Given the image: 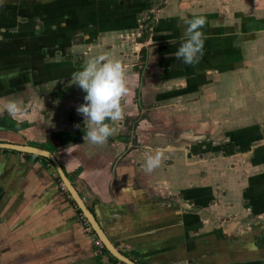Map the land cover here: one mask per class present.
I'll return each instance as SVG.
<instances>
[{
	"label": "crops",
	"instance_id": "crops-1",
	"mask_svg": "<svg viewBox=\"0 0 264 264\" xmlns=\"http://www.w3.org/2000/svg\"><path fill=\"white\" fill-rule=\"evenodd\" d=\"M206 1L0 0V109L27 106L0 110V142L52 152L136 264H264V0ZM196 16L203 55L186 65L175 53ZM101 54L124 64L130 93L94 145L72 78ZM58 178L44 157L0 149V264H119Z\"/></svg>",
	"mask_w": 264,
	"mask_h": 264
},
{
	"label": "clouds",
	"instance_id": "clouds-1",
	"mask_svg": "<svg viewBox=\"0 0 264 264\" xmlns=\"http://www.w3.org/2000/svg\"><path fill=\"white\" fill-rule=\"evenodd\" d=\"M207 21L203 16L183 20L185 25L183 43L175 53L186 65H194L203 55L205 34L202 29ZM73 83L84 91L85 103L77 106L76 111L87 121V131L83 139L94 145H103L116 129L115 122L123 119L122 101L129 95V75L124 64L106 54L90 58L82 70L72 78ZM10 116H23L27 111L24 103H18L17 98L6 99L2 109ZM79 127V125H77ZM164 159V150L155 149L146 154L143 170L151 173L159 167Z\"/></svg>",
	"mask_w": 264,
	"mask_h": 264
},
{
	"label": "water",
	"instance_id": "water-1",
	"mask_svg": "<svg viewBox=\"0 0 264 264\" xmlns=\"http://www.w3.org/2000/svg\"><path fill=\"white\" fill-rule=\"evenodd\" d=\"M0 149H9L18 152H23L26 154H32L44 157L48 159L55 167L59 179L63 183L65 189L68 191L73 201L77 205L78 209L81 211L84 218L87 220L92 231L102 243L103 247L119 262L124 264H136L132 259L124 255L116 246L110 241L104 232L103 228L99 224L98 220L94 216L93 212L88 208L83 198L80 196L76 188L73 186L72 182L69 180L68 176L64 172L63 168L59 164L58 160L52 152L44 148H39L36 146L26 145V144H12L0 142Z\"/></svg>",
	"mask_w": 264,
	"mask_h": 264
},
{
	"label": "built area",
	"instance_id": "built-area-1",
	"mask_svg": "<svg viewBox=\"0 0 264 264\" xmlns=\"http://www.w3.org/2000/svg\"><path fill=\"white\" fill-rule=\"evenodd\" d=\"M60 180V179H59ZM60 185L63 187V188H65L64 187V185H63V183L60 181ZM80 218H81V220H82V223H83V228H84V230L87 232V233H89V234H91L92 236H93V238H94V245L96 246V247H98V248H103V245H102V243L98 240V238L96 237V235L94 234V232L92 231V229H91V227H90V225L88 224V222H87V220L84 218V216L82 215V213L80 214ZM119 264H120V262H118Z\"/></svg>",
	"mask_w": 264,
	"mask_h": 264
},
{
	"label": "rangeland",
	"instance_id": "rangeland-1",
	"mask_svg": "<svg viewBox=\"0 0 264 264\" xmlns=\"http://www.w3.org/2000/svg\"><path fill=\"white\" fill-rule=\"evenodd\" d=\"M196 1H198V0H196ZM226 1H232V0H208V1H206V2H213V3H219V4H222V3H224V2H226ZM234 2V1H233ZM210 3V4H211ZM263 15V14H262ZM143 16H145L144 18V20H142V24H143V29L144 30H146V27H147V24L148 23H150V22H152V18L151 19H148L147 17H148V15L147 14H144Z\"/></svg>",
	"mask_w": 264,
	"mask_h": 264
},
{
	"label": "trees",
	"instance_id": "trees-1",
	"mask_svg": "<svg viewBox=\"0 0 264 264\" xmlns=\"http://www.w3.org/2000/svg\"><path fill=\"white\" fill-rule=\"evenodd\" d=\"M32 156H35V155H32ZM45 160L48 161V162H50V161H49L48 159H46V158H45ZM50 163H51V162H50ZM58 179H59V178H58ZM78 211L80 212L79 209H78ZM102 249H103L105 252H107V250H106L104 247H103ZM112 258H113L115 261H118V260L115 259L113 256H112ZM118 262H119V261H118ZM120 264H124V263L120 262Z\"/></svg>",
	"mask_w": 264,
	"mask_h": 264
}]
</instances>
